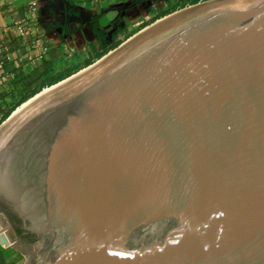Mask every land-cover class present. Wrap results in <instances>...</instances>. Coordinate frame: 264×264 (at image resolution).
<instances>
[{
  "label": "water",
  "instance_id": "1",
  "mask_svg": "<svg viewBox=\"0 0 264 264\" xmlns=\"http://www.w3.org/2000/svg\"><path fill=\"white\" fill-rule=\"evenodd\" d=\"M132 37L0 132V196L43 240L25 264H264V0Z\"/></svg>",
  "mask_w": 264,
  "mask_h": 264
},
{
  "label": "crops",
  "instance_id": "2",
  "mask_svg": "<svg viewBox=\"0 0 264 264\" xmlns=\"http://www.w3.org/2000/svg\"><path fill=\"white\" fill-rule=\"evenodd\" d=\"M65 1L57 11L53 0H0V125L13 106L88 67L105 45L118 42L114 50L182 0ZM31 35L34 45L21 43ZM22 254L0 242V264Z\"/></svg>",
  "mask_w": 264,
  "mask_h": 264
},
{
  "label": "flooded vegetation",
  "instance_id": "3",
  "mask_svg": "<svg viewBox=\"0 0 264 264\" xmlns=\"http://www.w3.org/2000/svg\"><path fill=\"white\" fill-rule=\"evenodd\" d=\"M0 219L8 226V233L14 244V248L21 252H32L35 244H43L42 238L33 231L29 224L21 216L11 209L9 204L0 196Z\"/></svg>",
  "mask_w": 264,
  "mask_h": 264
},
{
  "label": "bare ground",
  "instance_id": "4",
  "mask_svg": "<svg viewBox=\"0 0 264 264\" xmlns=\"http://www.w3.org/2000/svg\"><path fill=\"white\" fill-rule=\"evenodd\" d=\"M171 17V16H170ZM167 19V18H166ZM163 20H165V19H163ZM163 20H158L156 23H154L153 25H151V26H149V27H147L146 29H144L143 31H141L140 33H142V32H144L145 30H147V29H149L150 27H152V26H154V25H156V24H158V23H160L161 21H163ZM140 33H138V34H136L135 36H137V35H139ZM134 36V37H135ZM134 37H132V38H134ZM131 38V39H132ZM130 39V40H131ZM128 42V41H127ZM125 44V43H124ZM105 58V57H104ZM103 58V59H104ZM100 62V61H99ZM98 62V63H99ZM94 66V65H93ZM93 66H90V67H88V68H85V69H83V70H81L80 72H78V73H76V74H74L73 76H71V77H69V78H66L65 80H63V81H61V82H59V83H57V84H55V85H53V86H50V87H48V88H45L43 91H41V92H39L38 94H36V95H34V96H32L31 98H29L28 100H26L25 102H23L20 106H18L13 112H12V114L10 115V117L7 119V120H5L1 125H0V132L5 128V126L19 113V112H21L25 107H27L30 103H32L34 100H36L37 98H39L40 96H42L43 94H45V93H47V92H49V91H51V90H53V89H55L56 87H58V86H60V85H62V84H64L65 82H67V81H69V80H71V79H73L74 77H76L77 75H79L80 73H82V72H84V71H86V70H88V69H90L91 67H93Z\"/></svg>",
  "mask_w": 264,
  "mask_h": 264
},
{
  "label": "trees",
  "instance_id": "5",
  "mask_svg": "<svg viewBox=\"0 0 264 264\" xmlns=\"http://www.w3.org/2000/svg\"><path fill=\"white\" fill-rule=\"evenodd\" d=\"M199 1H201V0H182L181 3H178L177 6H178V9H180V8H183V7L187 6V5H191V4L198 3ZM178 9H176V10H178ZM176 10H174V11H176ZM168 13H172V11L171 12H168ZM100 41L103 44V40H100ZM116 45H119V43L118 42H114V43L110 44V46L105 45L104 48H103V50H102V52L100 54H98V56L101 57V56L107 54L111 49H113L114 47H116ZM87 63L88 64H92L93 61H87ZM49 85H52V84H49ZM26 100H28V98H25L24 100H22V102H19V104L17 106H19L20 104H22ZM17 106H13L11 108V110H9V112H7V114L4 116L3 120L6 119Z\"/></svg>",
  "mask_w": 264,
  "mask_h": 264
},
{
  "label": "rangeland",
  "instance_id": "6",
  "mask_svg": "<svg viewBox=\"0 0 264 264\" xmlns=\"http://www.w3.org/2000/svg\"><path fill=\"white\" fill-rule=\"evenodd\" d=\"M206 1H208V0H201V1H199L198 3L191 4V5H187V6H185V7H183V8H180V9H178V10L172 12L171 14H168V15H166V16L160 18V19L163 20V19L169 18L170 16H173V15H175V14H177V13L183 11V10H186V9L190 8L191 6H193V5L201 4V3H204V2H206ZM160 19H159V20H160ZM150 26H151V25H150ZM137 34H138V33H137ZM126 42H127V41H126ZM126 42H125V43H126ZM112 52H114V50H112ZM112 52H111V53H112ZM108 53H109V52H108ZM108 53H107V54H108ZM111 53H110V54H111ZM107 54H105L104 56H106ZM100 59H101V58H100ZM100 59L96 60V61L93 62L92 64H95V65H96L97 62L100 61ZM77 73H78V72H77ZM75 74H76V73H75ZM73 75H74V74H73ZM20 105H21V104H20ZM20 105H19V106H20ZM17 107H18V106H17ZM17 107H16V108H17ZM16 108H15V109H16ZM15 109H14V110H15ZM14 110H13V111H14ZM13 111H12V112H13ZM11 114H12V113H11ZM11 114H10V115H11ZM6 119H7V118H6ZM6 119H4V120H6ZM26 259H27V257H26L24 254H22L21 259L18 260V262H16L15 264H25Z\"/></svg>",
  "mask_w": 264,
  "mask_h": 264
},
{
  "label": "built area",
  "instance_id": "7",
  "mask_svg": "<svg viewBox=\"0 0 264 264\" xmlns=\"http://www.w3.org/2000/svg\"><path fill=\"white\" fill-rule=\"evenodd\" d=\"M29 27H31V26H29ZM29 27H28V29H29ZM33 27V26H32ZM22 31V30H21ZM26 32H29L28 30L26 31ZM30 32H31V30H30ZM23 34L25 35V33L22 31L21 32V35L23 36ZM28 43V44H31V45H34L35 44V39H34V36L33 35H31V37L30 38H22L21 39V43Z\"/></svg>",
  "mask_w": 264,
  "mask_h": 264
}]
</instances>
